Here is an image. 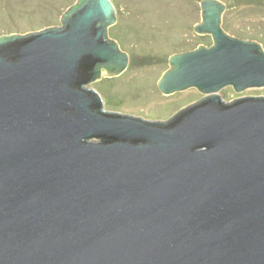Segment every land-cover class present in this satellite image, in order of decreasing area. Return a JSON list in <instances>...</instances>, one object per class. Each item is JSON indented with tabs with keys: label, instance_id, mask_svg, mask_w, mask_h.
Instances as JSON below:
<instances>
[{
	"label": "water",
	"instance_id": "obj_1",
	"mask_svg": "<svg viewBox=\"0 0 264 264\" xmlns=\"http://www.w3.org/2000/svg\"><path fill=\"white\" fill-rule=\"evenodd\" d=\"M210 45L158 80L203 95L166 120L105 109L88 84L127 68L112 0H76L60 26L0 36V264H264L261 43L200 0Z\"/></svg>",
	"mask_w": 264,
	"mask_h": 264
},
{
	"label": "rangeland",
	"instance_id": "obj_2",
	"mask_svg": "<svg viewBox=\"0 0 264 264\" xmlns=\"http://www.w3.org/2000/svg\"><path fill=\"white\" fill-rule=\"evenodd\" d=\"M75 1L0 0V36L60 26V16ZM199 1L112 0L116 20L107 34L128 53L129 62L121 73L101 74L88 84L100 92L106 110L166 120L203 95L195 87L165 94L157 84L170 67L173 53L212 43L210 34H198L193 29L201 21ZM221 1L225 3L222 28L232 36L258 41L264 48V0ZM219 94L224 100L264 95V86L238 92L227 85Z\"/></svg>",
	"mask_w": 264,
	"mask_h": 264
},
{
	"label": "trees",
	"instance_id": "obj_3",
	"mask_svg": "<svg viewBox=\"0 0 264 264\" xmlns=\"http://www.w3.org/2000/svg\"><path fill=\"white\" fill-rule=\"evenodd\" d=\"M105 78H108V77H105ZM105 78H104V79H105Z\"/></svg>",
	"mask_w": 264,
	"mask_h": 264
}]
</instances>
